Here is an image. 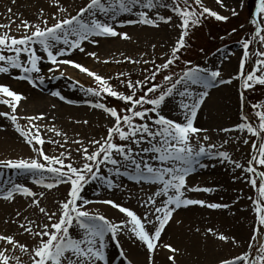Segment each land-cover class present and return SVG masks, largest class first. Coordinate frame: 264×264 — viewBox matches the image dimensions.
Returning <instances> with one entry per match:
<instances>
[{"label":"snow or ice","instance_id":"6c2138e0","mask_svg":"<svg viewBox=\"0 0 264 264\" xmlns=\"http://www.w3.org/2000/svg\"><path fill=\"white\" fill-rule=\"evenodd\" d=\"M16 2L11 0L13 5ZM216 3L223 6L222 0H216ZM50 4L56 8V13L45 18L44 10L40 9L39 22L22 19L20 36L11 34V24L15 21L0 24V29L5 30L0 33V74L12 76L13 71L18 70L19 74L13 78L27 81L35 89L45 83V76L41 74L42 63L50 65L49 73L71 66L95 81L96 87L79 85L86 96L101 100L114 98L123 107L88 101L91 108L107 115L111 125L98 139H89L87 143L82 139L71 141L77 146L75 152L80 157L77 161L72 150L66 147L69 143L67 134L53 126L46 131L63 137V142L46 140L38 124L44 119V114L19 117L17 109L27 97L9 85L0 84V105L10 109L0 110V117L11 122L35 154L28 158L0 159V169L27 174L32 185L43 190L68 186L66 195L56 202L54 210L41 206L44 191H34L32 187L11 180L0 188V199L3 201L12 203L18 196L23 197L28 201V208H34L41 214L39 222L27 216H23L26 223H21L19 219L5 221L6 224L18 225L19 234H27L32 243L21 242L13 234L0 233V264H110L108 249L111 244L119 249L121 264H133L121 246V234H126L134 243L138 242L145 248L148 264H154L153 257L161 246L172 253L168 256L170 264H176L175 255L179 249L171 244L159 243L174 213L193 205L212 210L230 207L228 203H209L186 196L187 192L214 191L212 187L188 185V177L197 167L206 169L210 166L204 162L205 159L230 165L235 180L242 178L237 174L239 170L250 188L255 190L254 195L248 197L254 221L247 248L234 257L221 259L219 264H264V102L252 103L253 112L249 114L245 96V92L254 91L257 85L264 86V0H258V19L251 21L255 26L254 33L250 38L239 41L243 49L239 72L229 79L223 78L220 68L182 60V51L191 46L192 29L201 26L208 18L220 22L229 19L204 6L202 0H86L75 14L63 6L62 0H50ZM162 9L173 14L165 16L161 14ZM8 12L12 13L13 9L8 8ZM231 12L233 16L238 14L235 9ZM125 14L129 18L120 19ZM50 19L54 22L50 23ZM161 24L179 29L178 39L170 52L165 54L163 63L125 58L129 63L153 65L151 70L145 69L148 74L143 79L135 81L130 76L125 78V73H119L117 79L127 89L126 92L113 87L110 77L105 78L70 58L79 51L96 62L109 63L108 60L101 61L97 52L86 51L85 44L98 46L101 38L131 40L127 32L118 30L125 25L159 28ZM251 45L257 47L250 51ZM152 47L155 49L156 46ZM253 57L254 62L250 64ZM178 62H182L184 67L179 72L173 71ZM60 75L64 73L61 71ZM157 76H162L159 83H155ZM234 79L241 81L240 87L244 90L240 92V119L235 126L219 128L217 132L241 134L239 143L249 149L244 162L234 159L226 150V145L234 142L233 137L228 136L219 144L213 143L207 134L209 129L196 126L198 113L209 99L210 90L218 85L231 84ZM51 96L68 104L74 103L59 91L51 92ZM173 101H176L175 108L182 119L170 118L165 112ZM52 108L55 109L56 105L53 104ZM21 118L28 121V129L19 124ZM83 123L88 124V121ZM45 143L56 144L63 150L58 155H49L44 149ZM211 166L215 167V164ZM124 178L136 184L155 186L146 198H138L144 208L142 217L113 199L92 200L85 195L90 186H94L97 196L101 188L109 192L123 190L121 181ZM128 198H132L131 193ZM91 204L110 205L125 218L114 222L102 214L90 212L88 206ZM22 215L19 210L15 213L17 218ZM207 231L221 242L238 246L234 237L217 235L211 228ZM17 253L28 257V261H22Z\"/></svg>","mask_w":264,"mask_h":264},{"label":"rangeland","instance_id":"374dc122","mask_svg":"<svg viewBox=\"0 0 264 264\" xmlns=\"http://www.w3.org/2000/svg\"><path fill=\"white\" fill-rule=\"evenodd\" d=\"M203 5L214 10L220 11L223 8L224 14L228 16L227 22L216 21L214 18L205 19L201 26H198L190 32V47L187 50H183L181 53L182 60H190L193 64L201 66L207 65L208 67H216L222 70V76L225 79L236 76L239 72L240 59L242 57V46L239 43L242 39H248L252 36L255 26L251 23L254 19V12L258 0H243V6H241V0H222L223 6L216 3V0H202ZM86 0H62L63 6L67 7L72 14H75L76 10L84 5ZM8 8H12L13 12L9 13ZM44 10L45 18H49L52 14L56 13V8L51 6L50 0H17L13 5L11 0H0V24L10 23L11 34L20 36L22 32L20 29V21L27 19L30 22H39V11ZM231 9L237 11V15L233 16ZM161 14L167 16L172 15L169 10H161ZM127 15H122L120 19H127ZM135 18V17H130ZM50 23H53L51 19ZM264 26V25H262ZM233 29L236 31L233 32ZM119 31L127 32L132 39L122 40L120 38H101L100 44L94 46L91 44H85L86 51H95L98 53L101 61L108 60L109 63L96 62L92 58L88 57L84 53L76 51L70 57L76 62L88 67L90 70L104 76L105 78H111L110 83L113 87L118 88L120 91H127L121 84L117 75L119 73H125V78L129 77L135 81L137 79H143L148 74L145 69L151 70L152 64L145 65L144 63H129L125 59L131 57L139 60H155L157 64L163 63L165 54L170 52V49L174 42L178 39L179 29L173 28L171 25L161 24L159 28H153L146 25H125L123 28H118ZM5 31L0 29V33ZM152 45H155L153 49ZM257 45H251L250 51ZM255 57L252 61L254 62ZM116 61H120L117 63ZM49 64L44 62L41 64L42 75L45 76L44 85L39 88H32L27 81H19L13 78L18 75V70H14L12 76L6 74H0V84L9 85L13 90L18 93H23L27 97L26 100L21 102V106L17 109L19 117H27L33 115L44 114V119L39 121L38 124L41 127V134L46 140L54 139L63 142V137L56 136L54 132L46 131L47 128L55 127L62 133L67 134L69 143L67 148L72 150L73 158L77 161L80 159L79 155L75 152L76 145L72 144L73 139H82L87 143L89 139L100 138L105 135L106 128L111 125V120L101 110L93 109L89 106L88 101L92 102H104L109 106H116L118 108L123 107L121 102L116 101L114 98H106L101 100L98 97L86 96L79 88V85L87 87H96L95 81L88 77L84 73H80L78 69H74L71 66H63L60 71L55 73H49ZM184 67L182 62H178L173 66V71L179 72ZM246 71L249 70L246 65ZM64 75L61 76L60 72ZM59 77L49 78V77ZM71 77V79H68ZM162 81V76H157L155 83ZM78 82V83H77ZM241 81L234 79L231 84L218 85L210 90V97L206 101L205 106L202 107L198 113L196 126L205 127L209 129L207 133L211 136L213 143H221L222 140L228 136L233 137L234 142L226 145V150L230 152L234 159H238L241 162L246 160V154L249 149L248 146L239 143V136L241 134H225L218 133L217 129L223 127H233L240 119V92L244 91L241 87ZM59 91L67 99L74 101L72 104H68L64 101H60L57 97L51 96V92ZM33 94H38L42 98H49L56 105V108H52V103H46L44 105H34ZM245 96L248 100L247 113L253 112L251 104L255 102H264V86L257 85L255 90H248L245 92ZM36 103V102H35ZM176 101H173L165 112L173 119H182L179 111L175 108ZM60 107L70 108L74 111H64L63 113L59 109ZM0 110L10 111L4 105H0ZM87 120L88 124H84L83 121ZM80 121V123H77ZM21 127L28 129L30 125L26 119H19ZM0 136L5 138V141L15 146H23L27 148L28 156H34L29 145L24 141V138L15 131V127L9 120L4 117H0ZM44 149L47 154L58 155L63 149L53 143H45ZM17 152L13 150L11 146L0 147V159H16L19 157L28 158L25 156H18ZM210 166L206 169L197 167L196 171L191 176H196L199 179L206 180L204 183L192 184L189 182V187H212L214 191L212 193L205 192H187L186 196L192 199H201L206 202H219L228 203L229 209L212 210L206 207H200L199 205L189 206L187 208H181L174 213V221L171 223L172 227L181 228L183 233L181 236H177L181 241L192 246L202 247L200 240L198 239V233L204 236L207 232L208 239L215 241L220 247L214 249H198L196 256H193V264H219V261L223 258L234 257L241 254L247 248L249 241L253 221L254 213L251 210V201L249 196L254 195L255 190L250 188L247 180L243 178V173L237 170L242 178L239 180L234 179V173L231 166L228 164H221L216 161L204 160ZM215 164V167L211 165ZM189 178V177H188ZM19 182L26 186L32 187L34 191H44L45 195L41 198V206L46 207L49 210H54L57 206L56 202L62 200L68 190L67 185H61L56 189L43 190L39 186L32 185L31 177L27 174L21 175L15 173L10 169H0V188H3L7 182ZM124 185V183L122 182ZM63 187L64 195L61 198H57L56 191ZM86 197L92 200H96L99 196L95 195L94 186H90L86 190ZM131 193L132 198H128V194ZM109 195V191L99 189V195ZM150 194V193H147ZM147 194L144 189L137 185L127 186L124 185L123 190H114L109 195V199H113L122 206H126L129 209L135 211L137 215L143 216L144 208L140 206L138 198H146ZM55 205V206H54ZM104 206V205H103ZM92 207L91 205L88 206ZM19 210L23 214L17 218L15 216L16 211ZM91 212V211H90ZM119 212V210H118ZM245 213L246 218L240 219L241 214ZM93 213H95L93 211ZM100 214V213H95ZM216 214H222L227 219V226L224 224L212 223L213 216ZM23 216H27L31 220H38L41 214L34 208H28V201L23 197H17L12 202H6L0 200V233L13 234L16 239L21 242L32 243L27 234L20 235L18 231V225L12 223H5V221H11L13 219H19L21 223H26ZM39 222V220H38ZM217 227V228H215ZM213 229L217 235L225 234L227 236L234 237V230L242 228L244 234L242 243L238 242V246H234L232 243H225L219 241L216 236L209 235L208 229ZM199 229L197 232L196 230ZM126 234H121L119 240L121 246L124 247V243L127 241ZM163 241H166L165 239ZM128 246L132 248L131 241L128 242ZM135 247V246H134ZM161 247H159L158 252ZM17 255H21L17 253ZM21 259L24 262L28 261V257L21 255Z\"/></svg>","mask_w":264,"mask_h":264},{"label":"bare ground","instance_id":"6f19581e","mask_svg":"<svg viewBox=\"0 0 264 264\" xmlns=\"http://www.w3.org/2000/svg\"><path fill=\"white\" fill-rule=\"evenodd\" d=\"M218 12H223V8H220V11ZM224 15V14H222ZM33 101L32 103L34 105H44L46 103H52L53 101L50 98H42L40 95L38 94H33ZM36 102V103H35ZM54 104V102L52 103ZM59 109L61 110V112L63 113L64 111H74L73 109L70 108H65V107H60ZM1 146H11L13 148V150L19 154H17L18 156H25V157H29L27 154V148L23 147V146H15L12 145L11 143H8L5 141V138H2L0 136V147ZM189 182L192 184H198V183H204L206 180L204 179H199L196 176H192L191 178H188ZM122 182H124L122 180ZM132 183L126 182L125 185H128ZM136 184V183H134ZM140 188L144 189V192H151L153 189H155V186H150V185H146L149 187H143L138 185ZM120 190V189H119ZM112 193L109 192V195ZM56 196L57 198H61V196L64 195V190L63 187H60V189H58L56 191ZM87 194V192H86ZM109 195H107V197H105V195L101 194L99 195V197L97 199H105L108 198L109 199ZM55 206V205H54ZM92 207H89V211L91 212H95V213H100L104 216H106L107 218L113 220L114 222H119L120 220L124 219V214L118 212V209H113L110 205H102V204H91ZM241 217L240 219L246 218L245 213H240ZM175 217L173 218L172 222L174 221ZM212 219V223L214 224H218L220 223L221 225L224 224L225 226H227V219H225V217H223L222 214H216L215 216H213ZM171 221L169 222V225L166 227L164 233H162V237H161V241L159 242L161 245L163 244H171L173 247L179 249V252L175 255V259H176V264H193L195 263L193 261V256H196V253L198 252V249H214L216 247H220L219 245L216 244L215 241H212L208 239V234L205 231L204 236L199 235L198 233V239L200 240V243L202 245V247L200 246H195V245H188L186 244V242L181 241L180 239H178V235L181 236L183 231L181 228H177V227H172ZM217 228V227H215ZM234 230V235L236 236V241H238L240 244L242 243V239H244L243 237V229L239 228L237 230ZM209 235H211V233H209ZM166 241H163V240ZM126 242L124 243V251L126 253V255L128 256V258L130 260L133 261V264H148L147 262V254H146V250L145 248L141 247L140 244L138 242H133V240L129 239L128 237L126 238ZM131 241V243L133 244L132 248H130L128 246V242ZM135 246V247H134ZM109 258H110V264H121V259L119 257V249H117L114 244H111L109 249ZM172 255L171 252L168 251V249L163 248L161 246L160 251L156 252L153 259H154V264H170V261L168 260V256Z\"/></svg>","mask_w":264,"mask_h":264}]
</instances>
